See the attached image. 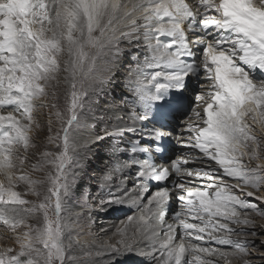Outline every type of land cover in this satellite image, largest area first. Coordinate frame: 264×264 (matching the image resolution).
Here are the masks:
<instances>
[{
	"label": "snow or ice",
	"instance_id": "1",
	"mask_svg": "<svg viewBox=\"0 0 264 264\" xmlns=\"http://www.w3.org/2000/svg\"><path fill=\"white\" fill-rule=\"evenodd\" d=\"M141 37L145 52L131 70L135 79L129 80L131 96L125 103L133 106L127 112L133 121H146L153 113L160 125L150 132L155 148L137 139L129 149L132 158L117 161L103 181L114 182V173L136 165V200L146 199V204L116 230L120 238L115 243L88 244L67 206L79 175L75 169L82 167L77 149L86 146L76 138L95 127L88 122L86 97L108 79L97 61L111 53L106 64H114L121 40L133 43ZM257 71L264 73V0H0V224L16 242L0 248V264H96L104 254L133 251L137 236L146 241L140 254L154 264H232L233 258L253 264L257 242L232 236L264 237L246 227L255 223L251 213L264 217V163L250 166L262 159L254 126L264 131V78L255 83ZM200 75L207 90L196 96L202 110L195 112L197 122L184 125V143L198 150L208 166L189 169L184 167L188 159L158 164L153 153L166 152L175 132L166 130L170 118L184 114L186 81ZM62 84L67 89L63 106ZM44 108L53 110L48 143L30 161L29 151L38 147L30 134L41 127L38 110ZM53 115L60 125L55 132ZM137 132L127 125L106 135L122 143L126 134ZM119 150V144L113 145L114 152ZM136 154L148 158L136 160ZM32 172L44 176L33 178ZM173 172L184 175L172 181ZM153 181L154 190L149 187ZM193 182L203 186H188ZM174 191L182 202L175 224L165 220ZM127 196L128 191L110 192L103 203L122 204ZM177 229L197 242L207 237L218 247L186 246L183 239L177 241ZM259 246L264 249V238ZM187 254L193 259L186 260Z\"/></svg>",
	"mask_w": 264,
	"mask_h": 264
},
{
	"label": "rangeland",
	"instance_id": "2",
	"mask_svg": "<svg viewBox=\"0 0 264 264\" xmlns=\"http://www.w3.org/2000/svg\"><path fill=\"white\" fill-rule=\"evenodd\" d=\"M189 2H191V0H189ZM140 45H144L143 39H142V43ZM121 46L124 47V48H123L122 53L119 56L118 60H119V62H121L119 64V66H120L119 72H122V71L123 72L121 73V77L118 78L119 82H117L118 80L116 82H113V80H109V81L105 82V85H103V89H99L97 91L98 94L93 96V97L96 96L95 98H93L95 100V103H93L91 105L95 106V109L92 110V106H91V108H88V116H89L88 122L90 124H94L96 122V120L98 121L99 118H101L100 119L101 120L100 123L102 125H100L98 127L95 126L94 128L90 127V128H88L86 130H82L80 132V134H79L82 137L86 138L87 140H92L93 142H97L96 139H95L97 136L104 137L103 139L98 140L99 142H97L91 148V150L88 151L89 153H87V156L91 160H93L96 157H99L98 159L102 160L103 163H104V164L99 163L100 165H102V167H106V164L110 163V162H111L110 165L113 163L111 166H114V161L110 160L109 158H115L116 155H117L113 150L111 152H109V150H107V148H106L108 146V143H104L105 141H107V140H104V139H106L105 138L106 136H104V134H105V132L109 131V126L106 125L107 124L106 121H105V117L106 116H105L104 111H102V110H105V107H106V109L109 108V109H112L111 111H114L113 113L111 112V114L113 116H115V117L123 116V118H124L123 120L129 118V116H126V115H128L127 114L128 109H126L124 107V105H125V101L130 98V96L128 95V93H131L129 80H130V78L131 79H135V76L133 75L131 70L135 68V65H136L137 62H140V61L143 60V54L141 53V51L145 50L144 46L142 48L140 47V50H137L139 45H138L137 48H133V46L129 45L128 43H125V44L122 43ZM109 55L111 57V53H109ZM200 55L201 54L199 53V55L197 57V61H199ZM104 61H105L104 62V65H105L106 64V59ZM117 61L114 63L115 65H117V63H118ZM114 64H111V65H114ZM106 65L108 67L111 66V65H108V64H106ZM116 68H113V70L116 69ZM117 71H118V68H117L116 71H113V72L115 73ZM114 73H112V74L109 73L108 74V72H106V74L109 75L108 78H110V79L113 78L111 76ZM114 76H116V75H114ZM189 78H190L189 81L192 80L191 81V87L192 88L190 87V82L188 81L187 84H186L187 85L186 86V90L184 92V97H186V100L184 101V104L186 105V111L188 113L189 112L190 113H189V115H186V114L179 115V114H177V118L173 119V121H172L173 123H175V121H177L179 123L175 127L176 131H177V134L173 135V137L171 138V144H173V148H175V152L174 153H177L178 149L179 150H182V148H186L187 150L190 149L189 146L184 145L185 144L184 142L188 139L187 132L185 130L184 125L186 123H189V122H195V118H193V116L195 114V111H201L202 110V106L201 107H196V103H197L196 102V96H197L198 93H204L207 90V85H206V82H205L206 78H205L204 75H200L199 78H197V77H189ZM125 79H128L126 81L127 83L125 82ZM257 82H259V81H257ZM194 85H195V88H194ZM61 86L62 87L59 89V97H60L59 104L61 106H63L64 93H65V91L67 89L65 88V86L63 84ZM123 86H125V87H123ZM190 88H191V91H190ZM119 103H121V104H119ZM127 104H129V103H127ZM127 106L130 107L129 105H127ZM96 107H97V109H96ZM121 107H122V109H121ZM117 109H120V111L117 110ZM50 111H53V110H51L49 108H44V109L38 110V123L41 125V127L39 129H37V130H34L30 134L32 136L33 140L37 143L38 147L37 148H33V149H31L29 151V159H30V161H35L37 159V156L34 155L33 153H39L40 151L44 150L45 145H47V143H48L47 136L49 135V133H48V127H47V120H48V113ZM191 113H192V115H191ZM52 119H53V131L55 132L56 130L59 129L60 125L56 121L54 115H53ZM122 122H124V121H122ZM109 123L110 122H108V124ZM135 123H138V121H135ZM111 124L114 125L113 122ZM116 124L117 125H121V123H116ZM254 131H255L257 139H258V141L260 143L259 154H260L262 159L259 160V161H255V160L252 161L250 166H253V167L256 166L257 163H264V131H261V129H260V127L258 125L254 126ZM143 134L148 136V135H150V132L144 131ZM132 135L133 136L135 135L134 136L135 138L131 137ZM132 135L129 136V134H126L124 136L123 141H124L125 145H124L123 148L130 149V144H128V143H130V142L134 143L135 142L136 134H132ZM125 138H127V140ZM115 144H117V143H115ZM182 144H183V146H182ZM104 146H105V148H104ZM112 146L113 145L110 146L111 149H113ZM119 149H120V147H119ZM117 153L119 154V152H117ZM176 155L177 154H175V155L173 154V158ZM197 156H202V155H197ZM121 158L123 160V157H121ZM118 159L119 158H117V161H119ZM188 163L189 164L191 163V165L194 164V165L203 166V167H207L208 166L205 163V161H202V160L194 161V162H188ZM96 165L94 164L95 167H90L89 170L87 169V170H84L82 172H79V174L84 175L83 176L84 177L83 180L85 181V184H84L83 187H85V188H83L81 186L78 189V191L76 192L74 200L71 202V204L69 203L67 205L68 208L71 209V212L74 215H78L77 217H79L80 215L82 216L84 214L83 216H85L87 219H89V220L86 219L87 222H89L90 219H91V223H89L91 225V226L89 225V228H91V230H93L94 228H97V227H101L102 224L105 225V224L110 223L111 225H115L118 222L120 224L121 221H123L122 219H124L126 217V216L125 217L123 216L121 218L120 215H116V216H109L107 218H104L105 217L104 215H105L106 211H108V209L105 207L106 205H104V206L100 205L99 206L98 200L99 201H103V200H106V198H103V197H100V196L98 197L97 195L100 192V187L102 185L103 177L107 173V171L104 170V169H101V168H96ZM212 165L213 164H211L210 166H212ZM106 169H108V167ZM128 170H129V173L127 172V176H129V177H126V179H125V180H127L125 182V190L128 191V193L130 195H133V199H134V198H136V196H137L136 193L138 191V188H133V184L136 182V170L134 171L132 169V167H130ZM31 175L33 176V178L40 179V178H43L44 173H42V172H32ZM100 176H101V178H100ZM122 180H124V179H122ZM130 180H132L131 184H130ZM86 183H87V185H86ZM225 183H235V181L234 180H226ZM201 185L203 186V184H201ZM20 187H21V189H23L24 185L22 184ZM45 187H47V185H45ZM73 190L75 191V186H74ZM109 190H111V188ZM247 190L248 191H252V189H247ZM105 193L107 194V192H105ZM173 194H174V192H173ZM258 195H259V193H258ZM27 198L30 199V200H35L36 199V197H34V196H28ZM131 199H132V197H131ZM249 199H251V198H249ZM87 200L90 203L86 202ZM169 203L171 205H172V203L176 205V198L172 197V200H170ZM180 204H182V202H180ZM88 206L90 207L89 209H87ZM91 206L96 207L99 210V212H100L99 214L103 215V216H101V218H100L99 214L97 213V211L95 212L93 210V207H91ZM260 207L262 209H264V204H261ZM93 211H94L95 214L93 213ZM140 214H141V212L139 210L138 212L135 213V216H138ZM169 215H171V217H170L171 220L170 219L169 220L171 221V223L173 222V224H175L176 223V221L174 219L175 213L174 214H169ZM241 216L242 217L244 216L243 212H241ZM89 217H91V218H89ZM249 218L253 219L255 221V223L252 224V225L246 226L247 229H249V230L254 229L257 233L264 232V217H261L258 213H251ZM82 219L85 220V218H77V220H75V219H73V220H74L78 230L83 233L84 228L79 223V221H81ZM231 226L232 227H237V228L245 227L244 225H231ZM180 231L182 233V229L178 230V232H180ZM110 234L111 233L109 232V234H107V235L105 234L106 236L104 235V236H101L100 238L99 237L91 238L90 235L83 234L81 236V240L88 242V244H96V245H98L102 241H107V240L111 241L112 240L111 239L112 235H110ZM216 234L217 235H222V233H216ZM12 237H13L12 232L6 226L0 224V248L8 247V246H15L16 242H15L14 238H12ZM232 238L233 239H241V240H244V239L255 240L257 242V248L256 249H252L254 255H253V257H250V258L253 260V264H264V260L261 259V256H264V249H262L259 246L260 239L264 238V237H261L260 235H244V234L237 235V234H234L232 236ZM176 239H177V241H179L180 239H183L186 246H188L190 244H194V243H200V245L202 247H213V248L218 247V245H216L215 243H213L210 240H208L207 237L205 238L204 241L197 242L194 239V237H192V238L184 237V236H181L180 233L179 234L177 233ZM192 240H194V241H192ZM144 248L145 247H142L138 251H137V249L133 250L132 251L133 252V256H135V258H140V256L143 257L140 253L146 249V248L145 249ZM229 251H231V249H229ZM110 256H108V257H110ZM185 259L186 260H191V259H193V257L190 254H187ZM206 259L212 260V259H216V258L215 257H206ZM120 264H122V263H120ZM221 264H224V262L221 261ZM232 264H238L237 258H233L232 259Z\"/></svg>",
	"mask_w": 264,
	"mask_h": 264
},
{
	"label": "bare ground",
	"instance_id": "3",
	"mask_svg": "<svg viewBox=\"0 0 264 264\" xmlns=\"http://www.w3.org/2000/svg\"><path fill=\"white\" fill-rule=\"evenodd\" d=\"M142 37L140 38V40L138 41V42H136V40H135V38H133V43H129L127 40H121V43L119 44V47H120V49H121V53H122V50H123V48L124 47H122L121 46V44L122 43H128L129 45H132L133 46V48H137L138 47V45H139V47L137 48V50H140V47L142 48L144 45H140L141 43H142ZM135 51V50H134ZM136 52V51H135ZM144 52H145V50H142L141 51V53L144 55ZM125 53V52H124ZM197 57H198V55H199V50H197ZM133 54V53H132ZM132 56V55H131ZM111 57H110V55H108V56H106V57H104V58H102V59H99L98 61H97V65H98V67L100 68V70H101V73H102V75H104L105 77H107L108 78V76L109 75H107L106 74V71H104V69L106 68V67H108L106 64L104 65V60L106 59V61L107 60H109ZM133 58V57H132ZM119 59V58H118ZM128 60V59H127ZM118 63H117V65H111L110 67H112V68H118V71L117 72H113L114 74L111 76V77H113V78H108L107 79V81H109V80H113V82H116L117 80H118V78L119 77H121V73L123 72H119V68H120V66H119V64L121 63V62H119V60L117 61ZM117 68L116 69H114V71H116L117 70ZM150 71V70H149ZM109 74V73H108ZM114 75H116V76H114ZM253 75V80L255 81V83H259V82H257V81H260L262 78H264V73H260L259 71H257V73H255V74H252ZM129 78V77H128ZM189 79L190 78H188L187 79V81H186V84H187V82L189 81ZM194 79V78H193ZM128 79H125V82L127 81ZM106 81V82H107ZM191 81L192 80H190L189 82H190V87H191ZM195 81V80H194ZM117 82H119V80L117 81ZM109 83V82H108ZM127 83V82H126ZM103 85H105V83H103L102 85L101 84H98V85H95L93 88H91L90 90H89V92H88V96L86 97V99H88V104H89V108H91V106H92V110L93 109H95V106H93V105H91V104H93V103H95V100L93 99V98H95V97H93L94 95H96V94H98V90L99 89H103ZM62 87V86H61ZM123 87H125V86H123ZM64 88V87H63ZM192 88V87H191ZM191 88H190V91H191ZM194 88H195V85H194ZM128 89V88H127ZM124 93V92H123ZM126 94V93H125ZM128 95L129 96H131V93H128ZM89 97H90V99H89ZM182 99H183V101H185L186 100V97H184V94H183V97H182ZM195 102V101H194ZM119 104H121V103H119ZM127 105H129L130 107H128ZM131 104L129 103V104H127V103H125V105H124V107L126 108V109H130L131 108ZM192 106V105H191ZM133 107V106H132ZM184 109H183V112H185L184 114H186V115H189V113L186 111V105L184 104ZM124 108V109H125ZM96 109H97V107H96ZM121 109H122V107H121ZM107 110V111H106ZM112 109H109V108H107L106 109V107H105V110H102V111H104V113H105V116L107 117H105V121H106V125H108L109 126V131H107V132H105V134L106 133H108V132H113V131H115L116 130V128L117 127H125V126H127V125H131V126H133V127H136L137 129H138V132L136 133V140L137 139H141V141H142V143L145 145V146H148L149 148H150V150H152L153 149V147H155V145H153V144H150L149 142L148 143H146V141L148 140H150L149 139V137L150 136H146V135H144L143 134V132L144 131H148V132H151V129L153 128V127H155V128H159L160 127V125L158 124V123H156L155 122V120L153 119V113L152 112H149V114H148V120H146V121H138V123H135V121H133V120H131V119H129V118H127V119H125V120H123L124 122H121L120 120H118L117 119V117H115V116H113L112 114H111V112L113 113L114 111H111ZM117 110H119L120 111V109H117ZM196 112V111H195ZM122 113V112H121ZM123 114V113H122ZM179 115H181V114H179ZM191 115H192V113H191ZM126 116H128V115H126ZM193 118H195V114H194V116H193ZM101 118H99V120L97 121L96 120V122L94 123L95 124V126H100V125H102L100 122H101V120H100ZM176 119V118H175ZM153 121V122H152ZM173 121V119H171L170 118V128L169 129H166V130H172V129H175V132H174V134L173 135H175V134H177V131H176V125H178L179 123L177 122V121H175V123H173L172 122ZM192 121V120H191ZM194 121V120H193ZM108 122H110L109 124H108ZM113 122V124L114 125H112L111 123ZM195 122H197V121H195ZM116 123H121V125H117ZM185 123V122H184ZM174 124V125H173ZM113 126V127H112ZM111 129V130H110ZM178 129V128H177ZM183 129V128H182ZM182 133V132H181ZM185 133V132H184ZM104 134V136H106L105 138L106 139H104V140H107V141H105L104 143H108V146L106 147L107 148V150H109V152H111L113 149H111L110 148V146L111 145H114L115 143H117V144H119V147H120V150H119V154L117 153V152H115L117 155H116V157L115 158H109L110 160H113L114 161V164L117 162V158H119L118 160L119 161H122V158L121 157H123V160H130V158H132V156H133V154L130 152V150L128 149V148H123L124 147V141L121 143L119 140H117L116 138H113V137H110V136H107V135H105ZM186 134V133H185ZM132 135V134H131ZM130 134H129V136H131ZM182 135V134H181ZM184 135V134H183ZM135 136V135H134ZM133 135L131 136V137H133V138H135ZM77 143L78 144H84V145H86L85 147H83V148H78L77 149V151H78V154H79V159H80V163H81V165H82V167H80V168H76L75 169V171L77 172V173H79V172H82V171H84V170H89V168L90 167H95L94 166V164L96 165V168H101V169H104V170H106L107 172L108 171H110L114 166H111L110 165V163H107L106 164V167H102V165H100L99 163H102V164H104L103 163V161L102 160H99L98 158L99 157H96V158H94L93 160H91L88 156H87V153H89L88 151H90L91 150V148L97 143V142H99V141H97V142H93L92 140H87L86 138H84V137H82L81 135H78L77 136ZM126 140H127V138H125ZM135 140V139H134ZM135 140V141H136ZM119 141V142H118ZM128 144H130V146H131V144H132V142H130V143H128ZM185 145V144H184ZM167 146L169 147V148H167V151L164 153L165 154V156H163V158H161V155H160V153H153V159H154V157H157V160H159L160 162H163V165L164 166H169L171 163H173L176 159H181V160H183V159H188V162H194V161H200V160H202V161H204V159L202 158V156H197V155H202V154H200L199 152H198V150H192L191 148L190 149H186V148H182V150H177V153H174L175 152V148H173V144H171V140H170V142H168V144H167ZM182 146H183V144H182ZM113 147V146H112ZM104 148H105V146H104ZM173 150H172V149ZM168 153V154H167ZM173 154L175 155V154H177L176 156H174V158H173ZM114 155V154H113ZM156 155V156H155ZM176 157V158H175ZM148 158V155L147 154H136L135 155V159L136 160H140V161H142L143 159H147ZM211 164H213L211 167H217L216 165H215V162H211ZM205 166V165H204ZM207 166V165H206ZM108 167V169H106ZM132 167V169L135 171V170H137L136 169V165H132L131 166ZM184 167H187V168H189V169H192V168H200V167H203V166H197V165H191V163L189 164H187V165H184ZM130 167H127V168H124V169H122L121 170V172H119V173H114V182H108L107 184H105V182L104 181H102V185H101V187H100V192H99V194L97 195L98 197L100 196V197H103V198H106V200H108L110 197H109V193L111 192V193H113V194H116V195H120L121 193H123V192H125L126 190H125V183H124V185H121V183H120V181L122 180V179H124V182H126L127 180H125L126 179V177H129V176H127V172L129 173V169ZM129 175V174H128ZM184 174L183 173H181V174H176L175 172H173L172 173V176L169 178L170 180H172V181H176V180H179L180 179V176H183ZM84 175H81V174H79L78 175V177H77V180H76V183H75V191L73 190L72 191V193L73 194H71V196L68 198V200H67V205L70 203L71 204V202L74 200V197H75V194H76V192L78 191V189L82 186H84V184H85V181L83 180V177ZM100 178H101V176H100ZM86 179V178H85ZM188 181H194V178H192V177H187L186 178ZM87 181V180H86ZM132 183V180H130V184ZM202 182H200V183H195V182H193V183H190V184H188V186H191V187H202ZM86 185H87V183H86ZM113 185V186H112ZM160 185H166V186H168L169 188H171V184H169L168 182H160ZM158 185H157V182H155V181H153V182H150V184H149V187L150 188H152L153 190L157 187ZM83 188H85V187H83ZM111 188V190H109ZM109 191V192H108ZM137 191V190H136ZM139 191H140V189L138 188V191H137V193H139ZM105 192H107V194L105 193ZM137 193H136V195H137ZM131 197H132V199H131ZM172 197H174V198H176V195H175V191H174V194L172 195ZM108 198V199H107ZM171 200H172V198H171ZM92 201V200H91ZM103 201H105V200H103ZM103 201H99L98 200V203H99V206L100 205H102V206H104V205H106L105 207L108 209V211H106V213H105V217L104 218H107V217H109V216H116V215H120V217L122 218L123 216L125 217L124 219H122L123 221H121V223L119 224V222L118 223H116L115 225H111L110 223H108V224H105V225H101V227H97V228H94L93 230H91V228H89V223H91V219H90V221L89 222H87L86 221V217L85 216H79V217H77L78 215H74L72 212H71V209L70 208H68V211L69 212H71L72 214H73V219H75V220H77V218H85V220H81V221H79V223L82 225V227L84 228V231H83V234H85V235H90L91 236V238H94V237H101V236H104L105 234L107 235V234H109V232L111 233L110 235H112L111 237V241H112V243H115L120 237H119V235L117 234V232H116V230L118 229V228H120V227H122L123 226V224L127 221V217H129V216H133V217H137V216H135V213L136 212H138L139 210H140V212H141V208L140 207H138V205H140V204H146V199L144 200V201H137L136 200V198H134L133 199V195H130L129 193H128V196L125 198V203H122V204H106V203H103ZM86 202H88V200L86 201ZM88 203H90V202H88ZM92 203V202H91ZM101 206V207H102ZM91 207H93V210L96 212L97 211V213L99 214L100 212H99V210L96 208V207H94V206H91ZM104 207V208H105ZM90 207L88 206L87 207V209H89ZM182 209V204H180V201L179 200H177V198H176V205L175 204H173L172 203V205L170 204V203H168V205H167V207H166V209H165V215L167 216H165V220H166V222L167 223H171V219H170V217H171V215H169V214H174V213H176V212H178V211H180ZM94 211H93V213H94ZM95 214V213H94ZM101 216H103V215H100L99 214V217L101 218ZM139 216V215H138ZM89 218H91V217H89ZM170 219V220H169ZM87 220H89V219H87ZM98 220V219H97ZM173 223V222H172ZM91 226V225H90ZM178 230L179 229H177V233L179 234H181V236H183V234L181 233V231L180 232H178ZM105 235V236H106ZM103 240V239H102ZM192 241H194V240H192ZM133 243H134V245H135V248H134V250L135 249H137V251L140 249V248H142V247H145V245H146V241L144 240V239H142L141 237H139V236H137V237H135L134 238V240H133ZM145 249V248H144ZM146 250V249H145ZM139 253V252H138ZM111 255V256H110ZM108 256H110V257H108ZM139 257V256H138ZM96 259V264H120V263H122V264H154V262L153 261H151V259L150 258H148V257H141L140 256V258H135V256H133V252L132 251H130V252H124L123 250H121L119 253H111V254H104V255H102L101 257H99V258H95Z\"/></svg>",
	"mask_w": 264,
	"mask_h": 264
}]
</instances>
